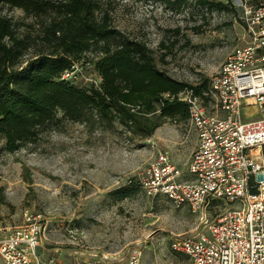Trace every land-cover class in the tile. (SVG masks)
I'll return each instance as SVG.
<instances>
[{
    "label": "rangeland",
    "instance_id": "1",
    "mask_svg": "<svg viewBox=\"0 0 264 264\" xmlns=\"http://www.w3.org/2000/svg\"><path fill=\"white\" fill-rule=\"evenodd\" d=\"M98 2L115 29L147 47L158 69L188 86L202 85L207 112L222 116L215 113L209 81L246 40L243 7L254 0H209V7L195 0ZM0 16L16 23L19 36H34L29 25L35 19L23 11L0 1ZM100 49L101 44L92 46L73 61L82 64L76 86L101 83L95 67ZM254 113L241 112L245 119ZM94 120L72 121L57 111L54 127L35 142L8 152L0 139V239L26 214H40L48 232L43 257L54 256L60 264L102 256L125 260L134 249L141 252L140 264H190L171 244L204 231V222L215 221L224 206L176 208L163 197L145 195L137 181L158 151L185 173L196 146L192 126L163 119L152 134L141 136L116 121Z\"/></svg>",
    "mask_w": 264,
    "mask_h": 264
},
{
    "label": "built area",
    "instance_id": "2",
    "mask_svg": "<svg viewBox=\"0 0 264 264\" xmlns=\"http://www.w3.org/2000/svg\"><path fill=\"white\" fill-rule=\"evenodd\" d=\"M243 23L246 40L209 81L215 113L222 116L209 114L204 99L190 88L177 95L188 106L196 134L185 173L158 151L137 181L145 195L163 197L176 208L196 212L213 202L224 206L215 221L204 222V231L171 244L190 264H264V0L244 5ZM81 65L73 63L61 80L75 84ZM249 108L255 118L245 119L242 109ZM25 216L0 239V264H60L54 256L43 257L47 222L40 214ZM140 257L134 249L125 260L102 256L81 264H140Z\"/></svg>",
    "mask_w": 264,
    "mask_h": 264
},
{
    "label": "trees",
    "instance_id": "3",
    "mask_svg": "<svg viewBox=\"0 0 264 264\" xmlns=\"http://www.w3.org/2000/svg\"><path fill=\"white\" fill-rule=\"evenodd\" d=\"M0 1L35 19L29 25L34 36H19L16 23L0 16V139L6 151L35 142L54 127L57 111L72 121L113 120L141 136L163 119L188 121V106L177 95L190 88L201 96L203 86H188L158 69L143 43L114 28L98 0ZM99 44V85L61 80L73 61Z\"/></svg>",
    "mask_w": 264,
    "mask_h": 264
},
{
    "label": "water",
    "instance_id": "4",
    "mask_svg": "<svg viewBox=\"0 0 264 264\" xmlns=\"http://www.w3.org/2000/svg\"><path fill=\"white\" fill-rule=\"evenodd\" d=\"M257 179H259V180L262 179L260 174L257 175Z\"/></svg>",
    "mask_w": 264,
    "mask_h": 264
},
{
    "label": "bare ground",
    "instance_id": "5",
    "mask_svg": "<svg viewBox=\"0 0 264 264\" xmlns=\"http://www.w3.org/2000/svg\"><path fill=\"white\" fill-rule=\"evenodd\" d=\"M248 101H250V100H248ZM255 111V110H254Z\"/></svg>",
    "mask_w": 264,
    "mask_h": 264
}]
</instances>
